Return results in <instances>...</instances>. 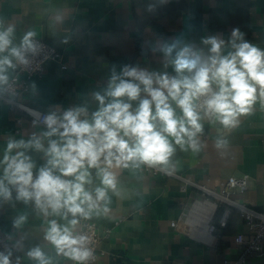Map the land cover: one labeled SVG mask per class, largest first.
Segmentation results:
<instances>
[{"label": "crops", "instance_id": "crops-1", "mask_svg": "<svg viewBox=\"0 0 264 264\" xmlns=\"http://www.w3.org/2000/svg\"><path fill=\"white\" fill-rule=\"evenodd\" d=\"M0 22L3 28L14 27L13 46L19 47L32 32V38L62 54L30 80L21 96L45 113L83 103L94 110L92 93L103 90L113 67L165 70L158 50L163 41L179 39L203 47L202 38L219 34L228 41L238 28L245 40L264 49V0H0ZM166 70L172 72L171 67ZM6 75L8 81L10 68ZM42 130L0 101V156L10 137L26 139ZM217 139L227 144L218 148ZM200 142L199 152L177 147L169 175L145 171L144 166L119 170L120 195L109 193L110 212L88 220L97 225L101 238L94 264H222L241 253L234 238L249 235L243 220L236 213L218 229L222 207L215 208V200L191 183L219 191L229 177L247 176L248 189L232 199L264 209V107L257 103L230 131L204 121ZM33 155L38 166L43 163L39 154ZM21 215L27 219L15 228L13 222ZM52 218L31 204L0 202V229L10 236L21 264H36L26 256L36 246L52 264H71L44 240ZM209 227L214 228L211 235ZM249 264H264V247L262 257Z\"/></svg>", "mask_w": 264, "mask_h": 264}, {"label": "clouds", "instance_id": "clouds-1", "mask_svg": "<svg viewBox=\"0 0 264 264\" xmlns=\"http://www.w3.org/2000/svg\"><path fill=\"white\" fill-rule=\"evenodd\" d=\"M0 29L3 84L13 58L27 62L33 33H26L16 47L14 27L3 28L0 22ZM201 44L163 41L158 50L165 70L113 67L103 90L92 93L94 110L83 103L42 114L33 121L42 131L6 141L0 156V202L31 204L45 218L53 217L47 220L44 240L57 256L74 264L93 258L89 236L76 226L107 216L109 193L120 195L119 170L146 166L167 171L177 147L201 150L204 121L230 131L257 103L264 107V49L245 40L238 28L228 41L217 34L202 38ZM226 144V139L216 141L218 148ZM33 154L43 163L38 166ZM26 219L17 217L13 226L19 228ZM12 256L6 247L0 264H21L20 257L13 261ZM26 256L36 264H52L39 246Z\"/></svg>", "mask_w": 264, "mask_h": 264}, {"label": "built area", "instance_id": "built-area-1", "mask_svg": "<svg viewBox=\"0 0 264 264\" xmlns=\"http://www.w3.org/2000/svg\"><path fill=\"white\" fill-rule=\"evenodd\" d=\"M31 39L33 48L26 53L27 62L19 63L15 59L13 60L14 66L10 67L11 77L0 90V101L6 103L11 111L23 115L29 122L33 123L34 120L39 121L42 114L47 113L30 107L21 100V96L28 90L30 80L35 76H39L48 62L60 61L62 54L41 39L35 37ZM61 67L62 69L65 68L64 66ZM21 122V118L16 120L17 124ZM144 169L152 173L169 175L167 171H162L159 168L144 166ZM184 181L185 183H190L189 181ZM191 184L213 198L215 202H212V204L215 208L222 207L223 211L217 222L218 229L226 226L233 210L237 211L248 229V236L237 234L234 238V243L241 247V253L234 259H225L222 264H249L251 260L262 257L264 247V209L256 210L243 202H237L232 199L235 193L242 195L246 192L249 187L248 177H229L219 191H212L203 186ZM205 201L209 202L207 199ZM120 222L121 220L117 221L115 225ZM209 228V234L211 235L214 228ZM77 231L89 236V247L93 250V258L88 264H94L99 253L98 245L101 239L97 225L88 220H82ZM109 233L110 230L105 231L106 235ZM6 247L13 250L12 257L16 259L18 252L14 243L11 241L10 236L0 229V251H3ZM71 264H74V262L71 261Z\"/></svg>", "mask_w": 264, "mask_h": 264}, {"label": "trees", "instance_id": "trees-1", "mask_svg": "<svg viewBox=\"0 0 264 264\" xmlns=\"http://www.w3.org/2000/svg\"><path fill=\"white\" fill-rule=\"evenodd\" d=\"M236 213H237V211H234V210H233L229 217L231 218L232 216H235Z\"/></svg>", "mask_w": 264, "mask_h": 264}, {"label": "bare ground", "instance_id": "bare-ground-1", "mask_svg": "<svg viewBox=\"0 0 264 264\" xmlns=\"http://www.w3.org/2000/svg\"><path fill=\"white\" fill-rule=\"evenodd\" d=\"M210 220V219H209Z\"/></svg>", "mask_w": 264, "mask_h": 264}]
</instances>
